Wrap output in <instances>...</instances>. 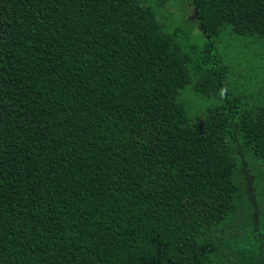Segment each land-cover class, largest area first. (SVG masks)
Instances as JSON below:
<instances>
[{
	"label": "trees",
	"instance_id": "16d2710c",
	"mask_svg": "<svg viewBox=\"0 0 264 264\" xmlns=\"http://www.w3.org/2000/svg\"><path fill=\"white\" fill-rule=\"evenodd\" d=\"M186 2L0 0V264H264V0Z\"/></svg>",
	"mask_w": 264,
	"mask_h": 264
},
{
	"label": "rangeland",
	"instance_id": "374dc122",
	"mask_svg": "<svg viewBox=\"0 0 264 264\" xmlns=\"http://www.w3.org/2000/svg\"><path fill=\"white\" fill-rule=\"evenodd\" d=\"M145 1H147L150 6L161 11L164 14V16L167 14L168 6L170 7L174 6L179 13L173 18V26H172L173 28L177 27L179 24H180V28H182L183 25L189 27L187 20H193V18H195L196 13L193 7H190L187 11L182 9L184 7L186 9L188 7L187 4L188 2H186V0H145Z\"/></svg>",
	"mask_w": 264,
	"mask_h": 264
}]
</instances>
